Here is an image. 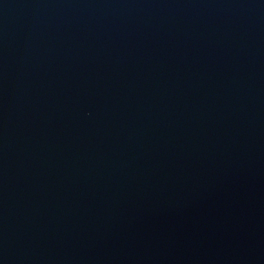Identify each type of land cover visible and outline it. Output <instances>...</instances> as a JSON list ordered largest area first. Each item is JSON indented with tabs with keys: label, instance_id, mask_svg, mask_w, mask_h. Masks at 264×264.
<instances>
[{
	"label": "water",
	"instance_id": "water-1",
	"mask_svg": "<svg viewBox=\"0 0 264 264\" xmlns=\"http://www.w3.org/2000/svg\"><path fill=\"white\" fill-rule=\"evenodd\" d=\"M0 264H264V0H0Z\"/></svg>",
	"mask_w": 264,
	"mask_h": 264
}]
</instances>
